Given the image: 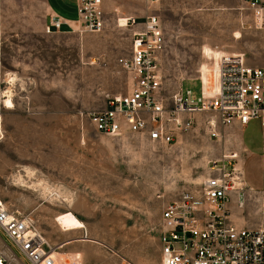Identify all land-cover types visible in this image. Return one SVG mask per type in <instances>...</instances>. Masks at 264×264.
I'll return each mask as SVG.
<instances>
[{
    "label": "rangeland",
    "instance_id": "obj_1",
    "mask_svg": "<svg viewBox=\"0 0 264 264\" xmlns=\"http://www.w3.org/2000/svg\"><path fill=\"white\" fill-rule=\"evenodd\" d=\"M104 2L109 9L101 32L80 26L8 44L6 60L18 63L17 73L8 75L16 83L14 107L2 118L1 199L34 220L55 264H161L164 206L183 191L199 193L216 174L213 162L236 153L244 185L231 193V221L264 227L260 121L222 126L213 112L199 113L169 145L95 131L88 112L131 84L120 59L130 56L132 28H119L116 18L151 12L144 0ZM155 13L165 35L160 63L167 98L187 88L200 95L202 82L209 85L218 75L222 55L243 54L249 65L264 67V28L252 24L246 0H160ZM64 212L84 227L62 230L56 218Z\"/></svg>",
    "mask_w": 264,
    "mask_h": 264
},
{
    "label": "built area",
    "instance_id": "obj_2",
    "mask_svg": "<svg viewBox=\"0 0 264 264\" xmlns=\"http://www.w3.org/2000/svg\"><path fill=\"white\" fill-rule=\"evenodd\" d=\"M157 3L159 0H147ZM78 20L71 29L98 33L104 30L103 0H77ZM252 24L264 28V0H246ZM64 21L50 15L46 32L61 31ZM119 28H132L130 56L120 59L131 76L125 94L108 95L105 106L88 112L90 123L100 135L134 133L158 145H169L178 132L188 130L195 115L213 112L222 126L248 125L254 120L264 127V67L249 65L243 54L222 55L218 75L200 95L190 88L167 98L162 90L160 55L165 35L156 14L143 18L118 16ZM212 83V84H211ZM16 83L0 76V139L3 111L13 100ZM214 137L219 134L212 133ZM238 154L224 155L213 162V176L206 178L198 193L183 191L167 203L161 213V264H264V227H239L231 221V193L242 190ZM264 168V151L261 156ZM234 172H228L227 168ZM239 203L243 204L240 193ZM0 264H55L53 248L28 215L10 210L0 197Z\"/></svg>",
    "mask_w": 264,
    "mask_h": 264
},
{
    "label": "crops",
    "instance_id": "obj_3",
    "mask_svg": "<svg viewBox=\"0 0 264 264\" xmlns=\"http://www.w3.org/2000/svg\"><path fill=\"white\" fill-rule=\"evenodd\" d=\"M144 3L147 9L151 8V12L146 11L145 14L141 13L142 15H135L136 17L143 18L149 14H156L155 10L158 9L160 0L157 3L144 0ZM103 7L106 14L109 8L107 9V4L105 2L103 3ZM50 15H56L64 21L61 31L51 34H69L73 32L74 30L71 29L70 25H75L78 20L77 0H0L1 77L2 75L4 76V74L15 75L17 73V71L14 70L18 63L16 58L12 57L10 61L6 60V48L8 44L11 46L14 42L26 40L28 36L32 39L33 35L38 36V39H40L41 36L47 37L48 33L45 32V26L48 23ZM238 126L239 125H236L235 128ZM260 184L264 185V178L260 181ZM249 190L254 191L253 189Z\"/></svg>",
    "mask_w": 264,
    "mask_h": 264
},
{
    "label": "bare ground",
    "instance_id": "obj_4",
    "mask_svg": "<svg viewBox=\"0 0 264 264\" xmlns=\"http://www.w3.org/2000/svg\"><path fill=\"white\" fill-rule=\"evenodd\" d=\"M7 109L14 107L13 100L8 98L6 101ZM242 173V172H241ZM56 222L64 231L77 230L84 227V223L72 212H64L56 218Z\"/></svg>",
    "mask_w": 264,
    "mask_h": 264
}]
</instances>
